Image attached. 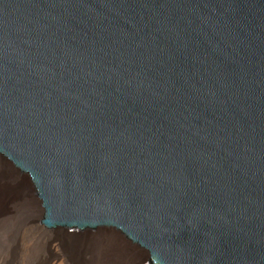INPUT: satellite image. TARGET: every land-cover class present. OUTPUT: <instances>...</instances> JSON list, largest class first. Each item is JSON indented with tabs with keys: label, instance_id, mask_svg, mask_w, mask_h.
Here are the masks:
<instances>
[{
	"label": "water",
	"instance_id": "obj_1",
	"mask_svg": "<svg viewBox=\"0 0 264 264\" xmlns=\"http://www.w3.org/2000/svg\"><path fill=\"white\" fill-rule=\"evenodd\" d=\"M0 161L43 232L264 264V0H0Z\"/></svg>",
	"mask_w": 264,
	"mask_h": 264
},
{
	"label": "bare ground",
	"instance_id": "obj_2",
	"mask_svg": "<svg viewBox=\"0 0 264 264\" xmlns=\"http://www.w3.org/2000/svg\"><path fill=\"white\" fill-rule=\"evenodd\" d=\"M31 191L29 179L26 180L20 175V169L0 161V220L7 218L13 206L12 220L7 226L3 223V226L0 225V264L6 257L4 251L7 249L10 251L9 255L15 258L17 247L27 233V225L37 218L36 199ZM36 193L39 196L37 190ZM3 228L8 231L7 236H4ZM45 235L58 241L60 255L57 257V264H142L145 255L139 250H134L133 243L111 231H100L82 237L80 232ZM37 249L28 258L30 264L32 259L39 257L35 253Z\"/></svg>",
	"mask_w": 264,
	"mask_h": 264
},
{
	"label": "rangeland",
	"instance_id": "obj_3",
	"mask_svg": "<svg viewBox=\"0 0 264 264\" xmlns=\"http://www.w3.org/2000/svg\"><path fill=\"white\" fill-rule=\"evenodd\" d=\"M31 181L32 180L29 179V184L31 185L32 188L31 194L36 199L35 209L37 212L36 214L37 218L29 222V224L27 225L25 229L27 233L17 247V250L15 252L16 253L15 258L9 255L10 251L7 249L4 251L6 257L3 259L1 264H30V260H28V258L37 248L38 249L35 251V253L38 254L39 257L32 259L31 260L32 264H35L37 262L38 264H57L58 262L57 257L60 255L57 245L58 241L50 236L45 235L46 232H43L42 219L44 217V208L39 196L36 193V189L33 187ZM12 218H13V206L11 207L10 213L7 216V218H4V220H0V225H2L1 223H3L5 226H7L10 220H12ZM3 230H4V236H7L8 231L4 228ZM142 264H149V257L147 254L144 255Z\"/></svg>",
	"mask_w": 264,
	"mask_h": 264
}]
</instances>
